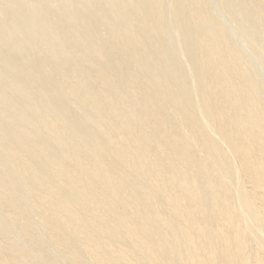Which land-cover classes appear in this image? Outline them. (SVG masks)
<instances>
[{
  "label": "bare ground",
  "instance_id": "1",
  "mask_svg": "<svg viewBox=\"0 0 264 264\" xmlns=\"http://www.w3.org/2000/svg\"><path fill=\"white\" fill-rule=\"evenodd\" d=\"M56 3L0 0V264H264V0Z\"/></svg>",
  "mask_w": 264,
  "mask_h": 264
},
{
  "label": "rangeland",
  "instance_id": "2",
  "mask_svg": "<svg viewBox=\"0 0 264 264\" xmlns=\"http://www.w3.org/2000/svg\"><path fill=\"white\" fill-rule=\"evenodd\" d=\"M39 5H40V8L46 12V14L49 15V17L51 18V20L53 21V24H56V21L58 20V16H57V3H56V0H35ZM85 1V0H84ZM135 1L134 0V4H135ZM231 2V0H228ZM116 4H117V7L120 9V11L127 17L131 18V21H134V16H133V5L132 4H129V3H126V0H116ZM86 15L89 16V17H92L93 19L96 20V23H95V29H96V33H98L99 35V38L101 39V41H105L106 40V33L104 31V27L103 25L97 20V14H96V11L95 9H88L85 11ZM158 26L162 27L163 28V31L165 32V40L166 43H163L161 44L160 48H158V50L165 56V59H164V66H168V65H175L177 63V56H176V53L175 51L173 50L174 48H176L175 46H177L179 43H176L178 41H176V39H172L171 41L173 42L172 44H174V48H172L171 46V43L169 42V36H168V33H169V25H170V18L168 16H165L161 21H159L157 23ZM20 26L19 22L18 21H14L13 22V27L14 28H18ZM31 36V30H27L25 32V34L23 35V37L25 39H29ZM175 43L177 45H175ZM176 50V49H175ZM184 55V54H183ZM181 56L179 55L178 57H181V60L183 59L182 57L184 56ZM179 59V58H178ZM150 63L147 61L145 63V66H148ZM99 66L106 70L107 68V65L105 63H101L99 64ZM129 73L132 75V76H139V72L137 71V69L133 66L130 67L129 69ZM184 73V72H183ZM182 72L180 74H182V76H184ZM76 111L78 113H82L83 111L76 108ZM30 192H32L31 189H29V187L27 188H23L21 190H19L17 192V194L20 196V197H24L26 196L27 194H29Z\"/></svg>",
  "mask_w": 264,
  "mask_h": 264
}]
</instances>
